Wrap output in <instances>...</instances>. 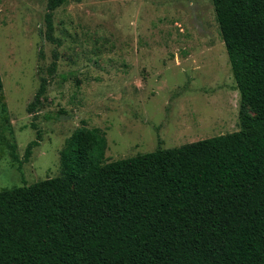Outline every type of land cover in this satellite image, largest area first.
Masks as SVG:
<instances>
[{
	"label": "trees",
	"instance_id": "obj_1",
	"mask_svg": "<svg viewBox=\"0 0 264 264\" xmlns=\"http://www.w3.org/2000/svg\"><path fill=\"white\" fill-rule=\"evenodd\" d=\"M64 1L46 0L48 40L59 42L53 12ZM212 2L252 112L243 128L110 161L104 131L76 129L60 150V175L0 189V264H264V0ZM2 88L0 76V98ZM4 131L0 142L20 168Z\"/></svg>",
	"mask_w": 264,
	"mask_h": 264
},
{
	"label": "rangeland",
	"instance_id": "obj_2",
	"mask_svg": "<svg viewBox=\"0 0 264 264\" xmlns=\"http://www.w3.org/2000/svg\"><path fill=\"white\" fill-rule=\"evenodd\" d=\"M45 12L46 0H0V125L23 162L0 142V189L60 175V150L78 128L104 131L110 161L238 131L252 114L212 0H65L53 12L59 42L45 37Z\"/></svg>",
	"mask_w": 264,
	"mask_h": 264
}]
</instances>
